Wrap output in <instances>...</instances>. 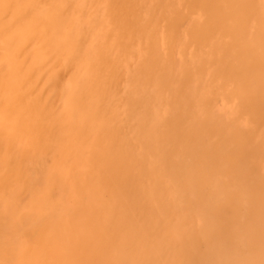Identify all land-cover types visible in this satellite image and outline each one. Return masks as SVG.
Listing matches in <instances>:
<instances>
[{
	"label": "bare ground",
	"instance_id": "obj_1",
	"mask_svg": "<svg viewBox=\"0 0 264 264\" xmlns=\"http://www.w3.org/2000/svg\"><path fill=\"white\" fill-rule=\"evenodd\" d=\"M61 263L264 264V0H0V264Z\"/></svg>",
	"mask_w": 264,
	"mask_h": 264
},
{
	"label": "rangeland",
	"instance_id": "obj_2",
	"mask_svg": "<svg viewBox=\"0 0 264 264\" xmlns=\"http://www.w3.org/2000/svg\"><path fill=\"white\" fill-rule=\"evenodd\" d=\"M137 151H139V149H137ZM139 152H140V151H139ZM129 159H132V158H131V157H129ZM133 222H136V220L134 219V220H133ZM102 230H103V229H101L100 231H102ZM98 238H99V237H98V236H96V238L94 239V242H98ZM74 260H78V258H77V257H75V258L73 259V261H74ZM61 264H63V263H61Z\"/></svg>",
	"mask_w": 264,
	"mask_h": 264
}]
</instances>
